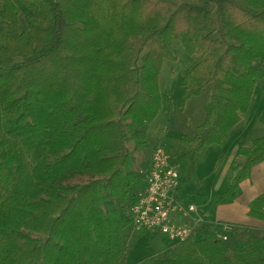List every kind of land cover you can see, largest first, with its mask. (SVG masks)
<instances>
[{"label": "trees", "instance_id": "obj_1", "mask_svg": "<svg viewBox=\"0 0 264 264\" xmlns=\"http://www.w3.org/2000/svg\"><path fill=\"white\" fill-rule=\"evenodd\" d=\"M17 1H0V264H125L129 207L145 177L125 142L151 148L163 60L177 59L176 42L198 56L180 106L208 88L204 119L170 155L180 188L248 111L264 75V0ZM238 152L245 160L216 202L234 200L264 161V133ZM73 174L91 179L62 182ZM247 213L264 222V191ZM198 228L173 244L137 231L166 243L136 264H264L255 228L234 225L225 239Z\"/></svg>", "mask_w": 264, "mask_h": 264}, {"label": "rangeland", "instance_id": "obj_2", "mask_svg": "<svg viewBox=\"0 0 264 264\" xmlns=\"http://www.w3.org/2000/svg\"><path fill=\"white\" fill-rule=\"evenodd\" d=\"M19 8L21 13L26 16V8L22 4H19ZM173 46L178 57L175 61L163 60L158 78L161 109L153 122L147 126L151 148L134 150L133 141L127 140L125 142V149L132 152V166L137 170L147 168L151 153L156 146L162 147L170 155L173 154L179 145L178 139L182 136L192 135L195 132V126L204 119L203 103L207 99L208 88L205 87L197 96H191L182 106L178 103L186 92V87L180 84V80L183 74L196 62L198 56L197 54L189 55L185 53L177 42ZM263 120L264 75L254 87L247 113L232 128L228 137L220 145H210L202 152L197 163L196 176L182 185L183 200L186 203H194L197 205V209L205 213L208 212L210 216L217 214V217L220 218L222 216H232L238 220L243 218L241 213L244 211L245 202L249 206L251 200L264 189V186L258 187L259 184L246 185L248 189H246V186L242 191L239 188L236 200L230 201L223 198L218 203L216 199L227 185H215L214 178L209 174L215 170L213 169L215 159L217 157L222 158L220 155L216 157V154L223 153L231 144H233V147L246 144L252 137L263 134ZM225 156L229 157L228 153H224V163L226 161ZM90 179L91 177L86 174H73L64 178L62 182L64 184L84 183ZM223 223L227 222H221L218 227L221 232H226L222 228ZM228 223L233 226L236 225L232 222ZM246 226L257 228V234L259 236L264 235L263 227H257L249 221ZM165 243L166 241L161 240L148 244L146 232L142 234L134 232L127 235L124 245V250L127 251L125 264H136L142 256L159 254Z\"/></svg>", "mask_w": 264, "mask_h": 264}, {"label": "built area", "instance_id": "obj_3", "mask_svg": "<svg viewBox=\"0 0 264 264\" xmlns=\"http://www.w3.org/2000/svg\"><path fill=\"white\" fill-rule=\"evenodd\" d=\"M138 198L129 207L131 217L130 232L141 229L159 231L170 244L198 236L200 218L195 214L196 205L184 202L179 194L180 173L170 162V154L156 146L147 165ZM231 223H223L222 228L229 232ZM226 232L217 235L225 239Z\"/></svg>", "mask_w": 264, "mask_h": 264}, {"label": "crops", "instance_id": "obj_4", "mask_svg": "<svg viewBox=\"0 0 264 264\" xmlns=\"http://www.w3.org/2000/svg\"><path fill=\"white\" fill-rule=\"evenodd\" d=\"M224 153H228L229 155V157L225 156V159H226L225 163H224ZM219 155L222 156V158L219 157V160L217 161L216 166L213 168L215 169L214 172L210 173L209 175H211L214 178L215 185L216 184L227 185L232 180L233 176L235 175L237 168L240 166V164L244 162L245 157L241 153L238 152V146L233 147V144H231V146L228 149H225L223 153L216 154V157ZM255 168H257L256 171H255ZM256 184H259L258 187L264 186V161H260L251 167L250 174L240 181L239 188L242 191L244 186L246 185L254 186ZM221 187H224V186H221ZM246 189H248L247 186H246ZM262 191H264V189ZM179 194L181 198L183 199L184 197L183 196V186L179 188ZM247 211H248V206L245 202L244 211H242L241 213L243 216L241 220H238L232 216H224V217L222 216L220 218V217H217V214L214 216H210L208 212L205 213L202 210L197 209V205H196L195 214L201 219L200 222L207 223L216 235H219V233L221 232L218 227V225H220L221 222H227V223L232 222L238 226H246L249 221V222H252L254 225H257V227L264 228V222L258 218L248 215Z\"/></svg>", "mask_w": 264, "mask_h": 264}]
</instances>
